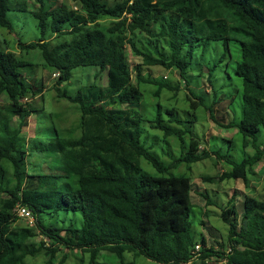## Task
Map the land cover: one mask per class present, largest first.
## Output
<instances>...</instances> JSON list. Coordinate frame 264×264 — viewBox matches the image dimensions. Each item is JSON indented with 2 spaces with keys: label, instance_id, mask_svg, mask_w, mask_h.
<instances>
[{
  "label": "trees",
  "instance_id": "obj_1",
  "mask_svg": "<svg viewBox=\"0 0 264 264\" xmlns=\"http://www.w3.org/2000/svg\"><path fill=\"white\" fill-rule=\"evenodd\" d=\"M8 1L0 0V25L12 29ZM69 1L76 8L35 0L37 7L31 14L39 36L20 47L39 49L44 66L57 73V96L74 104L79 113L76 136L62 137L55 130L47 142L35 138L25 143L22 131L30 110L22 99L42 89L24 73L34 63L9 47L0 48V264H25L28 254L41 249L49 255L47 264H55L59 247L88 252L92 263L100 250L108 249L119 264H137L134 259L125 260V252L159 264H194L196 260L208 264L210 257L225 260L222 264H264V198L243 194L239 215L232 201L223 207L220 217L228 225L226 241H216L218 248H207L203 234L196 240L191 233V178L164 175L172 166L209 155L231 165L218 176L220 180L247 183L250 175L257 174L254 167L264 158V138L259 140L264 130V0ZM13 4L23 8L22 2ZM191 30L205 41H222L224 47L230 40L238 44L234 73L242 83V115L226 126L237 128L242 146L253 149L239 161L217 149L200 150L198 139L193 138L183 154L166 164L152 151V144L141 141L148 131L146 122L160 130L163 138L171 134L182 138L187 131L168 123L159 103L152 118L143 117L139 85L156 84V94L162 87L177 88L144 76L143 71L157 65L176 69L185 78L195 44ZM126 45L136 59L133 65L127 61ZM225 55L224 50L217 62ZM88 66L105 72L106 83L83 84L68 91L65 82L73 77V69ZM211 75L209 67V81ZM188 99L196 108L197 102ZM206 108L213 117L212 104ZM33 150L56 153L60 169L48 174L29 171L26 158ZM141 157L158 174L144 171ZM27 177L33 180L25 185ZM16 206L29 212L32 227L15 225ZM69 212L81 214L80 226ZM37 235L42 238L39 247L29 246L28 239ZM196 244L201 245L198 250Z\"/></svg>",
  "mask_w": 264,
  "mask_h": 264
},
{
  "label": "rangeland",
  "instance_id": "obj_2",
  "mask_svg": "<svg viewBox=\"0 0 264 264\" xmlns=\"http://www.w3.org/2000/svg\"><path fill=\"white\" fill-rule=\"evenodd\" d=\"M16 1L22 2V9H17L14 6L13 3ZM49 1L54 5L63 4L69 8H76L69 0ZM107 1L111 2V0ZM8 6L7 18L12 22V29H6L0 25V48L9 47L24 60L34 63L32 70L26 68L24 73L42 89L34 96L22 99L30 110L27 125L22 131L25 143L31 144L35 138L45 139L44 141L47 142L49 135L51 133L54 135L55 130L62 137L76 136L78 134L76 120L79 113L74 104L57 96V73L44 66L39 49L26 51L20 47V43L35 41L39 36L36 19L31 14L36 9L37 3L35 0H9ZM191 31L195 44L185 78H181L176 69H164L157 65L146 66L143 71L144 76L161 79V81H166L177 88L162 87L156 94V84L141 83L139 85L143 94L140 103L143 117L152 118L154 109L159 103L162 105L165 120L171 125L187 129V131H184L182 138L175 134L163 138L160 130L149 128V123L146 122V127L145 125L144 127L148 131L143 133L141 141L147 146L152 144V151L166 164H170L173 158L183 154L193 138L198 139V148L209 151L217 149L221 154H226L229 158L239 161L243 156L251 154L253 149L250 145L246 148L242 146V136L237 128L226 126L230 120H239L242 115V83L241 78L234 73V66L240 54L238 44L230 40L228 46L224 47L222 41H205L198 36L195 30ZM48 37L53 42L55 41L53 35H48ZM224 50L228 55L217 62ZM125 53L128 63L135 64L136 59L128 45L125 46ZM209 67L212 68L210 81L207 79ZM134 74L135 72L131 68L133 81L135 80ZM72 75L70 81L65 82L68 83L66 87L70 92L83 84L103 85L107 81L106 73L99 71L98 67H78L73 69ZM61 86L62 84L59 85V87ZM197 96L201 97L202 101H199ZM188 97L197 102L196 108H191ZM209 104H212L213 117L210 116V112L206 108ZM167 109L172 113L166 112ZM263 138L264 130L261 129L259 140H263ZM26 163L29 171H40L42 174L60 169L58 155L46 151L43 154L34 150L30 151ZM140 165L144 171L153 175L158 174L153 165L143 157L140 158ZM256 166L260 168L257 169L258 173L250 175L247 183L240 179L220 180L218 176L229 170L231 165L224 158L214 155L195 162H182L166 169L164 175L182 174L191 178L193 207L189 220L194 239H200L203 234L207 248L210 246L218 248L216 241H226L228 235V225L220 217L222 208L228 206L232 201L231 203L235 204L239 215L243 210V194H250L258 199L264 198V158ZM207 176L212 179H208ZM32 180V177H27L25 185ZM231 197L233 198L231 199ZM69 213L74 216V224L80 226L82 223L81 214L79 212ZM69 216L66 217V220ZM15 225L32 227L33 224L31 218L25 215V219L20 217ZM40 240H42L40 235L29 238V246L39 247ZM59 250L54 255L55 264H60L64 257L66 259L61 264H119L116 254L108 249L100 250L93 263L90 261L88 252H82L79 249L71 251L63 247H59ZM48 256L45 250L41 249L28 254L24 261L25 264H47ZM124 259H134L137 264H159L142 255H133L132 252H125ZM207 261L208 264H222L221 262H223L215 257H210ZM194 264H199V260H196Z\"/></svg>",
  "mask_w": 264,
  "mask_h": 264
},
{
  "label": "built area",
  "instance_id": "obj_3",
  "mask_svg": "<svg viewBox=\"0 0 264 264\" xmlns=\"http://www.w3.org/2000/svg\"><path fill=\"white\" fill-rule=\"evenodd\" d=\"M18 209V212L20 213V214H22V215H27V216H29L30 218H31V221H32V217L29 215V212L25 209V208H23V207H19V208H17ZM199 249V244H197V245H195V250H198ZM223 261H225V260H223Z\"/></svg>",
  "mask_w": 264,
  "mask_h": 264
},
{
  "label": "clouds",
  "instance_id": "obj_4",
  "mask_svg": "<svg viewBox=\"0 0 264 264\" xmlns=\"http://www.w3.org/2000/svg\"><path fill=\"white\" fill-rule=\"evenodd\" d=\"M131 65V64H130ZM200 150H202V149H200ZM192 183V182H191ZM20 207V206H19ZM19 207H15V210H16V212H17V215L19 216V219H20V217H22V218H24L25 219V216L24 215H22V214H20L19 212H18V209L17 208H19ZM13 210H14V208H13ZM31 216V215H30ZM197 245V244H196ZM200 244H199V248H200Z\"/></svg>",
  "mask_w": 264,
  "mask_h": 264
},
{
  "label": "crops",
  "instance_id": "obj_5",
  "mask_svg": "<svg viewBox=\"0 0 264 264\" xmlns=\"http://www.w3.org/2000/svg\"><path fill=\"white\" fill-rule=\"evenodd\" d=\"M257 169L259 170L260 168L255 165V167H254L255 172H257Z\"/></svg>",
  "mask_w": 264,
  "mask_h": 264
}]
</instances>
